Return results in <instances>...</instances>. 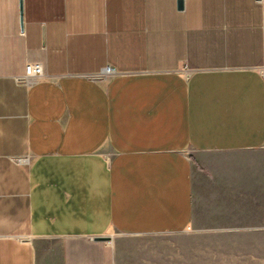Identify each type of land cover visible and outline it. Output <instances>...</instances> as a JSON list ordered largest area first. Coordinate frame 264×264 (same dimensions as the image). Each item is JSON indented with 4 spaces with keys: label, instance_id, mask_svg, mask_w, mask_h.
Here are the masks:
<instances>
[{
    "label": "crops",
    "instance_id": "obj_1",
    "mask_svg": "<svg viewBox=\"0 0 264 264\" xmlns=\"http://www.w3.org/2000/svg\"><path fill=\"white\" fill-rule=\"evenodd\" d=\"M19 1L0 0V264H115L95 237L264 208V0Z\"/></svg>",
    "mask_w": 264,
    "mask_h": 264
},
{
    "label": "rangeland",
    "instance_id": "obj_2",
    "mask_svg": "<svg viewBox=\"0 0 264 264\" xmlns=\"http://www.w3.org/2000/svg\"><path fill=\"white\" fill-rule=\"evenodd\" d=\"M247 209L232 226L201 233L111 234L115 264H264V208H251L250 220Z\"/></svg>",
    "mask_w": 264,
    "mask_h": 264
},
{
    "label": "built area",
    "instance_id": "obj_3",
    "mask_svg": "<svg viewBox=\"0 0 264 264\" xmlns=\"http://www.w3.org/2000/svg\"><path fill=\"white\" fill-rule=\"evenodd\" d=\"M263 1V0H260ZM111 73L110 68H105L101 73L98 74V78L105 80L108 74ZM186 72H182V75H185ZM43 77V69L40 63H28L25 69V74L21 78L23 84H30L32 82L38 81Z\"/></svg>",
    "mask_w": 264,
    "mask_h": 264
},
{
    "label": "water",
    "instance_id": "obj_4",
    "mask_svg": "<svg viewBox=\"0 0 264 264\" xmlns=\"http://www.w3.org/2000/svg\"><path fill=\"white\" fill-rule=\"evenodd\" d=\"M177 5L179 8H182L183 6V0H177ZM22 1H19V13H20V20L22 19ZM95 241H103V240H109L108 236H97L94 238Z\"/></svg>",
    "mask_w": 264,
    "mask_h": 264
}]
</instances>
